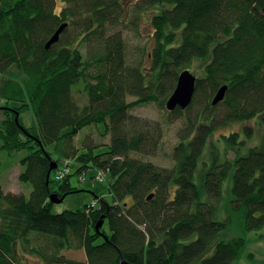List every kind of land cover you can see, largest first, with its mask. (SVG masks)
Listing matches in <instances>:
<instances>
[{
	"label": "trees",
	"instance_id": "1",
	"mask_svg": "<svg viewBox=\"0 0 264 264\" xmlns=\"http://www.w3.org/2000/svg\"><path fill=\"white\" fill-rule=\"evenodd\" d=\"M60 1L57 11L58 0H0V163L2 152H28L20 180L33 187L27 198L4 193L0 184V264H22L17 245L45 264H234L246 241L222 238L228 222L216 217L223 183L232 174V203L243 212L245 229L264 228V140L240 157L236 147L252 140L253 129L242 130L246 140L239 132L222 137L229 145L225 152L237 156L220 165L203 163L205 201L195 176L222 122L259 117L264 132V0H141L140 11L160 8L151 19L153 47L145 69L127 63L121 33L109 34L123 21L124 0ZM63 24L59 42L47 50ZM71 27L77 32L67 36ZM197 61L204 74L188 109L204 99L201 115L209 112V119L182 136L172 168L132 157L156 154L159 138L148 125L133 123L130 111L150 103L165 108L179 75ZM78 86L88 98L85 106L75 97ZM223 86L226 97L213 106ZM28 111L31 128L22 119ZM99 125L110 144L76 146L83 129ZM52 162L58 168L48 181ZM92 169L111 176L112 201L95 196L97 207L53 214L51 193H79L71 177L85 181ZM34 236L45 237V245L32 247ZM79 249L85 262L62 254Z\"/></svg>",
	"mask_w": 264,
	"mask_h": 264
},
{
	"label": "rangeland",
	"instance_id": "2",
	"mask_svg": "<svg viewBox=\"0 0 264 264\" xmlns=\"http://www.w3.org/2000/svg\"><path fill=\"white\" fill-rule=\"evenodd\" d=\"M141 0H124V6L126 9L123 15L122 23L115 28H110L109 34L119 32L122 34L126 42V59L127 63L131 66H141L145 69L149 66L150 53L153 47V29L151 27V19L156 15L160 8H153L149 10L139 9ZM63 2L58 0L57 11L63 6ZM77 31L70 28L67 36L75 35ZM81 40L78 37L76 44ZM87 51L86 48L83 49ZM204 64L195 62L189 69L197 77H202ZM75 97L80 106L88 104V98L83 92L82 86L74 88ZM135 97H129L128 102H135ZM206 106L204 99L199 98L190 109L182 111V114H174L169 112L166 107L161 108L157 103L143 104L136 106L130 111V115L133 117V123L137 126L148 125L149 129L156 133V137L159 138L158 152L151 156H144L141 154H132V157L143 160L144 162H151L161 168H172L174 163L171 158L174 147L181 141L182 136L187 134L192 129V124H198L203 120H208L210 113H203ZM218 110L215 115L218 114ZM203 117V118H202ZM4 119L3 112H0V120ZM23 123L27 128L33 126V115L31 112H25L22 116ZM204 121V122H205ZM246 127H251L254 132V137L251 141L245 145L237 146L238 154L240 157H244L248 154L249 149L254 147H261L264 140L263 127L260 122V118L257 117L250 122L246 123H225L219 124L212 137L206 146L203 155L200 159L202 165L200 166L196 176L195 183L198 186L202 200H207L203 184L200 182L201 177L206 172L203 167V163H207L209 166L214 164H223L225 158L234 160L237 154L233 151L225 152L229 148L228 143L223 136H229L230 134L239 132L241 139L246 140L247 136L242 131ZM104 126L99 125L97 127L90 126L81 131L76 146L83 148L85 145L95 144H110V136L104 135ZM104 135V136H103ZM107 147L95 150L96 153L105 152ZM28 155V152L21 151L17 154L10 155L7 152L1 153L0 163V184L4 190V193L23 194L27 198L30 197L33 187L30 183H22L20 175L24 171L22 166V160ZM226 156V157H225ZM102 174V173H101ZM97 170H90L82 181L79 176L71 177V185L76 188L79 193L71 194L60 204H54L53 214H61L65 211H83L86 206H99L96 203V198H105L108 201H112V197L109 194V184L111 182V176L109 174H102ZM104 175V176H103ZM233 177L232 174L223 183L222 199L220 201L216 219L220 222H228L227 229L224 231L222 238L224 240H231L233 238H244L246 246L243 249L240 258L234 264H264V228L255 231H247L245 229V222L243 212L241 210H235L233 207ZM37 234V233H33ZM47 239L42 236H34V242L32 247L37 248L44 246ZM19 255L20 262L22 264H45L43 259L32 251L22 249L20 245L16 246ZM68 259L85 262L86 254L82 249L79 250H65L62 253Z\"/></svg>",
	"mask_w": 264,
	"mask_h": 264
},
{
	"label": "water",
	"instance_id": "3",
	"mask_svg": "<svg viewBox=\"0 0 264 264\" xmlns=\"http://www.w3.org/2000/svg\"><path fill=\"white\" fill-rule=\"evenodd\" d=\"M67 28V24H63L60 26L58 31L55 33V35L48 41L46 44V49L48 50L51 46L57 44L60 40V36L62 35L63 31ZM196 83H197V76L193 74L190 70L183 71L178 78V82L176 85V89L172 93L171 97L166 102V109L169 112H174L177 109H180L182 111H185L190 107L192 104L195 91H196ZM228 91V86H223L219 89L216 96L214 97L212 101L213 106H217L219 103L223 102L226 94ZM58 168V164L56 162L51 163L50 172L48 175V181L50 178V174ZM67 197V194L63 195L62 197H59L57 193H51L50 195V201L53 204H60L62 203ZM154 195H151L147 198L148 201L153 199ZM106 216H102V218L99 220V222L96 225V231H100V228H102ZM125 264V263H124Z\"/></svg>",
	"mask_w": 264,
	"mask_h": 264
},
{
	"label": "built area",
	"instance_id": "4",
	"mask_svg": "<svg viewBox=\"0 0 264 264\" xmlns=\"http://www.w3.org/2000/svg\"><path fill=\"white\" fill-rule=\"evenodd\" d=\"M62 177H63V174L60 173V174L58 175V178H57V179H60V178H62Z\"/></svg>",
	"mask_w": 264,
	"mask_h": 264
},
{
	"label": "bare ground",
	"instance_id": "5",
	"mask_svg": "<svg viewBox=\"0 0 264 264\" xmlns=\"http://www.w3.org/2000/svg\"><path fill=\"white\" fill-rule=\"evenodd\" d=\"M152 195H154V194H152ZM151 196V195H150Z\"/></svg>",
	"mask_w": 264,
	"mask_h": 264
}]
</instances>
